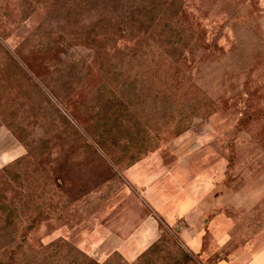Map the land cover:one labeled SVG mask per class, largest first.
Returning <instances> with one entry per match:
<instances>
[{
	"label": "rangeland",
	"instance_id": "obj_1",
	"mask_svg": "<svg viewBox=\"0 0 264 264\" xmlns=\"http://www.w3.org/2000/svg\"><path fill=\"white\" fill-rule=\"evenodd\" d=\"M26 2L31 1L0 0V45L17 58L41 90L32 88L29 97L33 102L24 106L27 111L22 114L21 109H16L17 116L12 115L25 125L23 133L14 134L0 125V168L22 157L26 144L38 138H63L68 130L70 143L43 149L36 165L38 173H31L35 182L29 179L30 188L25 191L28 186L23 185L18 190L22 193L20 199L25 195L27 206L30 205L25 209L32 210L34 206L38 212H49V220L28 227L22 208L18 212L21 218L6 243L17 247L22 257L27 248L37 249L39 243L65 239L93 260L102 262L117 253L112 249L120 238L127 239L150 216L158 223V238H165L158 257H163L167 264H214L222 260L232 248L230 244L222 245L227 239V228L229 236L235 238L236 249L240 248L238 243L249 239L264 242V212L243 215L248 207L243 192L264 191V0H180V21L188 42L180 64L182 109L171 114L174 119L168 111L157 113L148 94L130 106L129 115L139 122L133 130L144 134L147 142L158 133L161 138L158 147L141 154L137 162L147 159L150 170H158L161 161L175 163L170 165L171 178L178 169L177 163H181L182 169L190 171L182 175V180H186L193 194L200 184L204 197L212 194L214 185L236 191L234 196L228 194L225 198L229 206H222L229 221L222 215L216 218L219 233L210 232L207 221L210 233L204 235L199 252L191 251L180 241V221L167 223L152 211L144 190L127 182L123 173L129 168L125 162L129 155L113 145L108 150L110 158L93 141L109 96L107 86L122 97L114 83L102 76V35L112 37L119 47L130 45V38L115 30L111 21L107 23V32L103 30L102 9L95 2L73 9L69 18L64 15L58 21L54 19V9L63 5V0H37L33 2V11L26 7ZM44 3L50 5L47 12L42 8ZM65 11L66 8L60 14L63 16ZM46 20L53 29L58 26L77 33L84 28L90 37L99 35L94 59L92 49L77 45V40L47 52L37 46L35 34L42 24L46 25ZM66 49L67 55H77L84 65L70 80L74 96H66L60 80L59 90L55 88L59 95L56 98L48 79L56 77L54 69L59 67ZM183 120L189 127L181 130L179 124ZM68 122L73 125L70 130ZM75 129L92 145V151L76 148L81 139L77 141ZM122 156V162L114 164ZM202 167L208 173L201 181L197 173ZM33 168L29 166L28 170ZM175 176L178 179L177 173ZM56 177L58 188L50 191ZM250 248L254 252L260 246ZM178 255L181 258L177 261Z\"/></svg>",
	"mask_w": 264,
	"mask_h": 264
},
{
	"label": "trees",
	"instance_id": "obj_2",
	"mask_svg": "<svg viewBox=\"0 0 264 264\" xmlns=\"http://www.w3.org/2000/svg\"><path fill=\"white\" fill-rule=\"evenodd\" d=\"M30 1L32 3L26 2L25 4L33 11L34 3L37 0ZM63 1V5L54 9L57 13V17L54 18L56 21L61 17L64 18V15L69 18L70 11L75 8L95 2L102 9L100 12L102 13V28H105L103 30L106 31L107 23L111 21L110 25H114L115 30L124 32L130 38V45L119 47L114 43L112 37L102 35V76L113 82L117 92L127 101L119 97L110 86H107L109 96L105 99V109L102 113L98 135L93 138L94 143L108 157H110L108 151L110 146L117 145L123 154L129 155L125 162L126 168L130 167L140 159L141 154L154 151L161 139L157 132L158 134L150 137L147 142L144 134L138 129L133 130L135 126L137 128L136 124L139 122H136L133 115H129L130 106L148 94L157 113L168 111V114L172 116V113H179L182 109L183 85L180 64L184 55L183 51L188 45L184 39V29L180 21L183 13L182 3L180 0ZM51 5H55V3ZM49 6L44 3L42 8L47 12ZM64 8L66 11L62 16L60 12ZM60 28L57 26L56 29H53L52 24L47 23L46 20V25L42 24V27L38 28L40 30L35 34L37 39L35 44L47 52L54 50L58 45H68L77 40V45L92 49L94 59L95 46L99 41L96 38L99 35L95 34L90 37L84 28L78 29L77 33L70 29L66 31ZM69 49L62 52L59 67L54 69L55 73L53 74H56V77L50 76L48 79V84H50L48 86L54 88L51 93L56 98L59 95L55 88L59 90L57 81L60 80L68 93L66 96H74L75 88L70 80L80 73L84 65L82 59L77 55H67ZM32 88L41 90L38 83L19 64L17 58L0 45V125H5L14 134L23 133L25 125L21 121H16L12 115L17 116L16 109H21L22 114L27 111L24 106L33 102V98L29 97ZM66 126L69 130L73 127L69 122ZM188 127L189 124L184 120L179 124L181 130ZM55 131L58 132V129ZM66 134L69 136L68 130ZM75 134L78 137L77 141L81 139L79 141L81 143L76 148L92 151V145L82 138L76 129ZM67 136L38 138L30 145L26 144L27 150L22 157L0 168V264H167L163 257H158V253L163 250L160 247L165 241L163 235L132 262L123 261L116 258L117 256H109L102 262L95 261L65 239L49 241L47 244L39 243L37 249L27 248L22 257L17 247L6 243L8 236L13 235L15 231V223L21 218L18 212L30 207V205L27 206L28 201L25 195L20 199L22 193H19L18 190L23 189V185L28 186L29 179L33 183L35 182L31 173H38L36 166L39 162L38 157L44 154V150H49L53 145L57 146L59 143L69 144ZM22 141L25 142L24 139ZM133 152L138 155H133ZM65 158L67 159V156ZM123 158L122 156L116 161L114 160V164L122 162ZM29 166L34 168L29 171ZM57 179L59 177L53 179V189L51 187L50 191L58 188ZM26 188L30 187H25V191ZM35 190L36 188L32 190V193ZM47 202L49 209L50 198L47 199ZM249 215L253 216L254 214ZM24 217L28 227L38 226L50 218L49 212L46 214L38 212L34 206L32 210L25 209ZM170 237L176 242L175 236L171 235ZM180 258L181 256L178 255L175 260L178 261Z\"/></svg>",
	"mask_w": 264,
	"mask_h": 264
},
{
	"label": "crops",
	"instance_id": "obj_3",
	"mask_svg": "<svg viewBox=\"0 0 264 264\" xmlns=\"http://www.w3.org/2000/svg\"><path fill=\"white\" fill-rule=\"evenodd\" d=\"M146 160L142 159L124 171L123 175L127 182L144 190L152 211L154 213L158 212L167 223L172 224L180 221L182 223L178 234L180 241L191 251L199 252L203 245L204 235L209 232V228L210 232L219 233V231H216L218 230V226L215 224L216 218L220 215L225 217L223 213L225 209L222 206L223 204L229 206L228 200H225V198L228 197V194L234 196L236 191L229 188V183L226 182L228 190L214 185L212 194L204 197V191L200 186L202 184H200L195 187L193 194L191 189L187 188L186 180H182V175L185 172L190 173V171L189 169L187 171V168L182 169L180 167L181 163H177L178 169L175 171V175L177 173L179 176L177 179L175 175L172 178L169 175L171 173L170 165L173 166L175 163L169 165L160 160L161 163L158 165L160 168L150 170V164L148 165ZM206 173L208 171L202 167L200 172L197 173V177L202 181ZM214 183H216L215 180ZM176 187L177 192H175ZM188 190L190 191L189 194ZM243 195L248 199L245 202L248 207L243 215L255 213L260 215L264 212V191H251L249 194L244 191ZM207 221H210L209 228L207 227ZM228 221L229 218L226 222ZM228 230L227 228V239L222 245L229 246L230 244L232 248L226 252L222 260L214 264H264V242H260L259 239L255 241L249 239L246 242L238 243L240 248L236 249L235 238L232 234L229 236ZM158 236V223L150 216L127 239L120 238V242L112 249V251L117 252L113 256L129 262L154 242ZM253 245H259L260 248L251 252L250 247Z\"/></svg>",
	"mask_w": 264,
	"mask_h": 264
}]
</instances>
